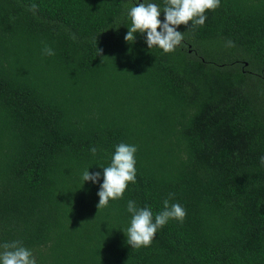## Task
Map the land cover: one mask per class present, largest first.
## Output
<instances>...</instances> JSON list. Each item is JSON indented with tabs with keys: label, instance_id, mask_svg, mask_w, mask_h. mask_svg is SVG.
<instances>
[{
	"label": "trees",
	"instance_id": "obj_1",
	"mask_svg": "<svg viewBox=\"0 0 264 264\" xmlns=\"http://www.w3.org/2000/svg\"><path fill=\"white\" fill-rule=\"evenodd\" d=\"M139 2L0 0V245L36 264H264V0H220L169 53L125 41ZM120 143L136 182L98 209ZM169 193L183 222L131 248L127 202L155 216Z\"/></svg>",
	"mask_w": 264,
	"mask_h": 264
},
{
	"label": "clouds",
	"instance_id": "obj_2",
	"mask_svg": "<svg viewBox=\"0 0 264 264\" xmlns=\"http://www.w3.org/2000/svg\"><path fill=\"white\" fill-rule=\"evenodd\" d=\"M220 6V0H164L163 8L160 5L142 0L130 7L128 16L131 18V27L124 39L134 42L137 32L146 34L145 42L148 48L158 46L164 53L174 51L184 39V33L178 31L180 25L203 26L207 10H215ZM37 5L32 3L28 11L35 13ZM163 12L164 18L160 19ZM159 29V30H158ZM75 39V36H73ZM102 50L98 49V55ZM43 53L48 56L55 55L53 49L45 45ZM92 154H97V147L91 148ZM137 147L126 143L116 146L111 163L103 169V183L100 184L97 195L99 203L97 208L108 206L110 200L122 198L129 182H136L135 153ZM260 164L264 166V156L260 157ZM101 177L100 172L90 173L88 169L83 172V181L97 183ZM174 193H169L163 201V210L153 214L150 207L140 208L136 202H127V211L131 214L130 226L127 228V244L131 248L150 246L157 231L170 219L183 222L186 210L179 203H171ZM0 264H36V259L30 249L23 246L20 241L6 242L0 245Z\"/></svg>",
	"mask_w": 264,
	"mask_h": 264
}]
</instances>
